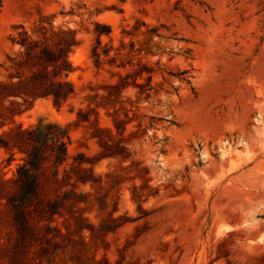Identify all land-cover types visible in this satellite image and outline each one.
<instances>
[{"label":"rangeland","instance_id":"374dc122","mask_svg":"<svg viewBox=\"0 0 264 264\" xmlns=\"http://www.w3.org/2000/svg\"><path fill=\"white\" fill-rule=\"evenodd\" d=\"M41 24L75 30L76 93L0 115V137L67 125V162L83 152L93 175L70 170L58 190L80 196L61 214L33 212L22 264H264V0H0V80L15 71L12 37ZM21 155L0 141V178ZM17 235L0 203V264Z\"/></svg>","mask_w":264,"mask_h":264},{"label":"trees","instance_id":"16d2710c","mask_svg":"<svg viewBox=\"0 0 264 264\" xmlns=\"http://www.w3.org/2000/svg\"><path fill=\"white\" fill-rule=\"evenodd\" d=\"M38 35L31 36L26 30L19 32V37L12 41L19 44L18 58L13 61L14 72L9 73L8 80H0V104L8 99L9 105H4L6 112L0 115L12 117L28 109V103L39 97L51 98L56 107L73 96L74 84L66 77L72 70L69 53L77 44L74 29H54L53 26L41 24L37 28ZM20 98L22 102L16 100ZM25 107L21 109V106ZM82 114L83 111L79 110ZM84 115V114H83ZM83 119H88L86 115ZM78 115L76 122H78ZM100 130V129H99ZM0 137L6 149L17 148L22 155L13 176L0 178V199H5L12 211L15 226L18 231L16 243L11 249L10 262L5 264L24 263V252L31 238H34L40 226L33 220L34 213L48 212L61 214L60 205L68 200H77L80 194L66 188L58 189L74 183L70 182L71 171H74L75 181L88 183L93 175L92 166H85L88 161L83 152L71 156L68 149L69 131L67 125L56 121H46L40 118L35 124L23 127L18 123ZM14 152L10 153V159ZM67 164L69 167H67ZM47 167L51 168L48 173ZM62 168V177H59ZM53 184V185H52ZM58 191L53 199H46L42 192L46 187ZM51 228H60L45 224V234L51 233ZM93 234V230H92ZM3 251L6 247H3ZM100 262V261H98Z\"/></svg>","mask_w":264,"mask_h":264}]
</instances>
